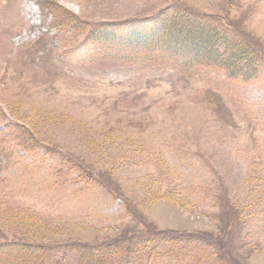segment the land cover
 Listing matches in <instances>:
<instances>
[{"label":"rangeland","instance_id":"rangeland-1","mask_svg":"<svg viewBox=\"0 0 264 264\" xmlns=\"http://www.w3.org/2000/svg\"><path fill=\"white\" fill-rule=\"evenodd\" d=\"M177 9L212 21V58L242 71L63 60L88 26ZM170 35L175 52L185 37ZM247 67L257 80L240 83ZM143 232L180 238L132 264H264V0H0V246L39 247L0 264H76L74 244Z\"/></svg>","mask_w":264,"mask_h":264},{"label":"trees","instance_id":"trees-1","mask_svg":"<svg viewBox=\"0 0 264 264\" xmlns=\"http://www.w3.org/2000/svg\"><path fill=\"white\" fill-rule=\"evenodd\" d=\"M179 15L184 16L189 20V18L185 14L181 13ZM179 18L180 17H178V19ZM191 20L192 19L190 18L189 22L187 24H185V27H181V28L177 29V30H179L180 36L185 37V38H182L183 40L188 39L190 42H192V40H194L192 42V44L196 45L197 47L206 46V49L203 51L208 56H212V54L216 48L215 44L218 45L220 42V39H215L213 37V32L215 30L214 26L208 25V24L204 25V28L201 30V32L197 31V34H201L197 37V35L194 34L196 32V30H195L196 28L190 25ZM174 23H175V21H174ZM173 26H176V24H174ZM182 30H185L187 33L183 35ZM177 34H178V32H177ZM215 37H217V35H215ZM237 49H239V48H237ZM239 51H241V49H239ZM241 58H248V57L244 54H241ZM231 62L233 65H236L232 58H231ZM237 64H239V62ZM148 233H150L151 238H155V239H157L159 236H162L164 234L163 232H161V233L148 232ZM150 236H149V234H147V232H145V233L143 232V234L135 236V237H131L129 240L132 241L134 238L143 237V239L145 241L146 239H150ZM179 238H180L179 236H174V235L171 236V240H177ZM123 240H125V239L114 241L112 243L113 246L110 243H108V246H105L106 244L102 243L100 246V253H99V256L97 258V262L100 264H110V263L120 264L121 262L119 260L122 257H120L118 255L120 252V250L118 248L122 249L123 244H124ZM148 245L149 244L146 245V248H148ZM0 248H1L0 253H4L7 251V246L1 245ZM14 248L15 247H13V249ZM18 249H19V253L21 255H25V254L29 253L31 249H34V246L20 244L18 246ZM185 250L186 249L183 248L181 250V252L182 251L185 252ZM97 262L94 264H97ZM108 262H110V263H108Z\"/></svg>","mask_w":264,"mask_h":264}]
</instances>
